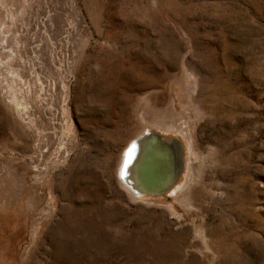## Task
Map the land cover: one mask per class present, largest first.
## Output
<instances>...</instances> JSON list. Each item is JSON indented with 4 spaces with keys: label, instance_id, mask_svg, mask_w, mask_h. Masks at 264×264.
<instances>
[{
    "label": "rangeland",
    "instance_id": "rangeland-1",
    "mask_svg": "<svg viewBox=\"0 0 264 264\" xmlns=\"http://www.w3.org/2000/svg\"><path fill=\"white\" fill-rule=\"evenodd\" d=\"M0 264H264V0H0Z\"/></svg>",
    "mask_w": 264,
    "mask_h": 264
},
{
    "label": "bare ground",
    "instance_id": "bare-ground-1",
    "mask_svg": "<svg viewBox=\"0 0 264 264\" xmlns=\"http://www.w3.org/2000/svg\"><path fill=\"white\" fill-rule=\"evenodd\" d=\"M155 137H160L162 141L174 145L176 152V160L174 161H176L177 164V178L182 172L183 165L185 166L183 150L180 143L176 139L163 140V137H161L157 132H154L153 130L149 131V129L139 137H135L122 153L120 171L118 172L120 182L125 186L126 189H128L130 193L132 192L137 196H159L162 194V192H157V185L165 177L163 174V169L161 168V165L163 164L160 161H158L159 165L156 166V171L152 173L153 177L158 178L156 184H150L148 179L150 177L149 167L151 165L149 162H151L154 152L153 148L155 147ZM165 156L167 159V155ZM175 182L176 181H174V183ZM173 184H171V186Z\"/></svg>",
    "mask_w": 264,
    "mask_h": 264
},
{
    "label": "water",
    "instance_id": "water-1",
    "mask_svg": "<svg viewBox=\"0 0 264 264\" xmlns=\"http://www.w3.org/2000/svg\"><path fill=\"white\" fill-rule=\"evenodd\" d=\"M154 146L155 147L153 148L154 152L151 158V162H149V164L151 165L150 167L148 166L150 169V177L148 179L150 184H156L158 178L153 177L152 173L156 171V166L159 165L158 161H160L163 164L161 165V168L163 169V174L165 175V177L157 185V192L164 193L177 178V164L176 161H174L176 160V152L173 144L162 141L160 137H155ZM168 150L170 151V155ZM165 155H167V159Z\"/></svg>",
    "mask_w": 264,
    "mask_h": 264
}]
</instances>
